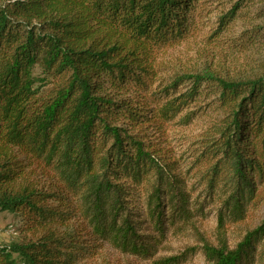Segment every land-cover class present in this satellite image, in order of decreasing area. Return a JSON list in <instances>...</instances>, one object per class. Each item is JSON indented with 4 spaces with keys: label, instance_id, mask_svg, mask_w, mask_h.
<instances>
[{
    "label": "trees",
    "instance_id": "trees-1",
    "mask_svg": "<svg viewBox=\"0 0 264 264\" xmlns=\"http://www.w3.org/2000/svg\"><path fill=\"white\" fill-rule=\"evenodd\" d=\"M206 27L264 52V0H0V209L35 233L0 244V264H77L103 245L168 264L189 234L210 264L263 261L264 218L233 248L200 226L209 206L221 228L242 221L263 195L264 54L251 76L158 64ZM210 95L218 117L176 156L170 125Z\"/></svg>",
    "mask_w": 264,
    "mask_h": 264
},
{
    "label": "rangeland",
    "instance_id": "rangeland-1",
    "mask_svg": "<svg viewBox=\"0 0 264 264\" xmlns=\"http://www.w3.org/2000/svg\"><path fill=\"white\" fill-rule=\"evenodd\" d=\"M240 29L239 22L236 23L234 30L230 31L223 38L234 36ZM209 27L202 29L197 35L190 37L171 47L163 49L158 57V64L163 68V75L167 76L175 71H203L214 70L220 74L229 77L251 76L256 72L259 60L264 52L260 49H236L230 48V44H221L218 41H208L204 38L209 33ZM233 42V41H230ZM230 46V47H229ZM213 95H210L206 101H198L191 107L182 111L186 114L190 110L197 112L188 124L170 125L168 129V139L173 146L176 156L181 153H188L192 150L196 142L207 130L210 123L219 115L211 105ZM181 114V115H182ZM178 120V118H176ZM41 185L49 186V181L42 178ZM262 197L250 209V213L242 221L226 224L221 228L216 218V214L209 206L206 217L201 222V233L214 246H218L220 236H225L230 247H235L242 238L247 235L249 230H254L259 226L264 218V184ZM69 224L81 226L83 222L79 219L70 220ZM23 220L20 215L0 209V244H6L13 239L30 237L33 232L23 230ZM66 226H60L58 230L64 231ZM202 246L204 242L197 235H177L167 244V248L160 254L168 257V264H210V260L203 253ZM264 248V239L261 243ZM163 257V258H165ZM77 264H156L152 260L141 259L134 255L123 254L112 249L108 245L100 246L96 249L93 256ZM257 264H264L263 261Z\"/></svg>",
    "mask_w": 264,
    "mask_h": 264
}]
</instances>
